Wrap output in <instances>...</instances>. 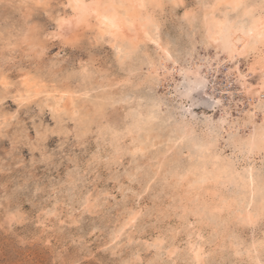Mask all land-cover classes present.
<instances>
[{"label":"rangeland","instance_id":"374dc122","mask_svg":"<svg viewBox=\"0 0 264 264\" xmlns=\"http://www.w3.org/2000/svg\"><path fill=\"white\" fill-rule=\"evenodd\" d=\"M215 1L162 0L142 12L167 61L155 41L129 50L94 19L67 45L49 37L70 8L0 0V79L9 85H0V264H264V222L243 215L264 203V141L248 148L264 114L252 115L258 102L241 92L234 67L253 86L261 75L250 68L254 53L228 61L207 38V13L237 25L243 16L212 9ZM247 5L253 17L264 11V0ZM194 64L207 79L198 91L180 71ZM25 77L42 93L23 100ZM210 158L240 176L253 166V196L226 177L202 181ZM225 201L231 208L217 213Z\"/></svg>","mask_w":264,"mask_h":264},{"label":"bare ground","instance_id":"6f19581e","mask_svg":"<svg viewBox=\"0 0 264 264\" xmlns=\"http://www.w3.org/2000/svg\"><path fill=\"white\" fill-rule=\"evenodd\" d=\"M69 3H72L73 0H68ZM149 0H145V2L147 3ZM85 3H90V2H94V0L92 1H88V0H84ZM104 3H112L115 2L118 5H124V7L122 8H117L115 9L116 13L119 15L120 17V23L123 25V31L119 34V38H113V36H109L112 37L113 42H119V43H128L129 45V50H134L136 49L141 43H146V42H152L155 41V43L157 44L156 49L159 51H162V55H163V60H169V54L167 51V48H163V46H161L156 40H154L151 36V29L154 26V21L152 20L151 17L149 16H144L142 15L141 10L138 7H135V5L138 4L139 0H103ZM229 2V0H216L215 3L212 5V9H216L218 8L219 4L221 3H227ZM244 2L247 4V0H244ZM216 6V7H213ZM252 8V13L255 12V6H250ZM264 7V6H263ZM264 10V8H262ZM262 13H264V11H260L258 13L257 16L254 17V19L250 22V25H255V27L257 29H259V27L261 26V20L264 19V17H262ZM73 15H75L73 13ZM207 17H208V22H207V32H208V36L207 38H209V32L215 34V38L217 40H220L221 43L220 44H216L215 42L211 41L209 39V41L213 44H216L217 47H221L220 49L223 50L226 54V59H228V61H232L238 57H234L232 54H230L226 49H225V42L227 41H231L233 43V48H236L237 46L235 45V41L237 39H241L245 42H249L251 40L250 37L246 36L243 34V30L238 31V25L237 23H235L233 20L229 19L227 16H223L224 18H217L213 15V13H207ZM70 19V18H69ZM95 20V18H91L89 20V24L87 26L90 25V21L91 20ZM237 20V19H236ZM125 21L127 23H130L132 25V27H127V24L125 23ZM77 21L73 20V24H76ZM82 26H86V25H82ZM100 31V34L105 35L104 33L101 32L100 28H98ZM157 32V31H156ZM102 37V36H101ZM215 47V46H214ZM146 49V48H145ZM254 53L255 55V59H254V63L253 65H251L252 68V72L256 73L259 72V74L261 75V82L257 85V86H253L252 84H250L247 80V76L244 75L243 73H241L240 68L235 65L234 69L237 70L238 74L237 76L239 77L240 81H241V85L243 88V91L246 95H248L250 97V99L253 101V103H257L254 107V109H252L251 113L252 115H256V112L261 110L262 113L264 114V100L262 99V97H264V74H262V70H264V63L261 62L260 60V46L259 44H257L255 50L247 49L245 50V52L243 54H241L239 57H242L243 55L247 54V53ZM223 53V52H222ZM221 54V53H220ZM149 57V56H146ZM161 58V59H162ZM172 59V58H171ZM239 59V58H238ZM149 60V58H148ZM147 60V61H148ZM152 60V59H151ZM154 60V59H153ZM194 61V60H193ZM221 61V59H220ZM158 62V61H157ZM166 62V61H165ZM174 62V61H173ZM150 63V62H149ZM162 63V62H160ZM167 64V62L165 63ZM175 64V63H174ZM163 65V63H162ZM168 65V64H167ZM193 65V64H192ZM223 65V64H222ZM218 66L220 67L221 64L218 63ZM217 66V68H218ZM149 68V67H148ZM125 69V68H124ZM159 69L158 65L153 63V61L150 64V71L152 74H154V76H157L158 79H161V75L159 74ZM168 69V68H167ZM163 70V69H162ZM174 70V69H173ZM212 70V69H211ZM219 70V69H218ZM168 71V70H167ZM170 71V70H169ZM180 71L182 72V74H184L185 76L194 78L193 82L195 84V86L193 87L194 90L198 91L200 88H202L203 86H205L207 79L206 77L204 78V76L202 75L201 71H200V67L199 66H192V67H188V68H180ZM230 71V70H229ZM164 72V71H163ZM218 72V71H216ZM166 74V72H164ZM162 73V74H164ZM180 73V72H179ZM231 73V72H230ZM151 74V75H152ZM169 74V73H167ZM170 75V74H169ZM172 75V73H171ZM183 75V76H184ZM163 76V75H162ZM168 76V75H167ZM166 78V77H165ZM35 79V78H34ZM38 79V78H37ZM155 79V78H154ZM239 81V82H240ZM37 83V82H35ZM33 82H31L30 80H25L23 82V86H24V99L23 100H29L31 98V95H39L42 93V90L39 89V87ZM192 83V82H191ZM229 83V82H228ZM232 83V82H231ZM41 86V85H40ZM42 87V86H41ZM147 87V86H146ZM43 88V87H42ZM201 90V89H200ZM222 92V91H221ZM21 93V92H20ZM59 95V94H58ZM87 96V95H86ZM184 96V95H183ZM61 97H63V95H61ZM20 98V97H19ZM21 100V99H20ZM62 100V99H61ZM75 100V99H74ZM112 102V101H111ZM68 103L69 105H71L73 103L71 96H69L68 98ZM201 105H205L207 104L206 101H202L200 103ZM196 105V104H195ZM198 105V104H197ZM74 106V105H73ZM168 106V105H167ZM256 111V112H255ZM101 112V111H100ZM246 112V111H245ZM249 112V111H248ZM72 113V110H71ZM75 114V113H74ZM145 115V114H144ZM226 115V114H225ZM94 116V115H93ZM101 116V115H100ZM153 114L150 116L151 118H153ZM252 120V119H251ZM254 120V119H253ZM227 122V121H226ZM188 123V122H186ZM228 123V122H227ZM190 124V123H188ZM229 124V123H228ZM254 124V122H253ZM100 125V124H99ZM182 126V124H180ZM257 126V125H256ZM224 127V126H223ZM239 127V126H238ZM184 128V127H183ZM186 128V127H185ZM184 128V129H185ZM254 128V127H253ZM252 128V129H253ZM261 129H259L260 131H257V128L255 127V129L253 130V135L251 136V141L249 142L250 146L249 151L251 149H253V147L256 144L257 140H263L264 141V127H260ZM225 129V128H224ZM223 129V130H224ZM226 130V129H225ZM231 131V130H229ZM150 132V131H149ZM251 132V131H250ZM133 133V132H132ZM174 138V137H173ZM131 140V139H130ZM138 141V140H137ZM141 142V141H140ZM236 142V141H235ZM148 143V142H147ZM139 144V143H138ZM137 144V145H138ZM176 144V143H175ZM183 144V143H182ZM181 144V145H182ZM195 144V143H194ZM140 145V144H139ZM104 146V145H103ZM136 146V145H135ZM173 146V145H172ZM171 146V147H172ZM235 146V145H234ZM208 147V146H207ZM207 147L205 148L207 151ZM245 147V146H244ZM135 149V148H134ZM137 149V148H136ZM139 149L142 150L141 147H139ZM145 149V148H144ZM171 150V149H170ZM259 150V149H258ZM135 151V150H133ZM247 151V150H246ZM248 151V152H249ZM163 153V152H162ZM135 154V153H134ZM162 155V154H161ZM250 155V154H249ZM162 157V156H161ZM200 159L205 161L206 159V155L204 154V152H202L199 155ZM190 158V157H189ZM247 159V158H246ZM210 160H214V170L205 172L202 181L206 182H217L219 180H222L224 177H226L227 179L231 180L230 183L232 182L233 184H235V186L237 187H242L245 188L246 190H249L250 194H254L255 190L257 189L256 186V182L254 180V169L253 166H249L247 171H246V175L245 176H240L239 173L237 172V170L235 171L233 168L228 169L229 167L226 166L224 163H220L219 161L215 160V158H210ZM209 160V161H210ZM193 161V160H192ZM210 164V163H209ZM253 164V162H252ZM212 165V164H211ZM207 169V168H205ZM210 170V169H209ZM179 182V181H178ZM180 183V182H179ZM210 184V183H209ZM179 185V184H178ZM213 185V184H212ZM204 186V185H202ZM215 186V185H213ZM212 186V187H213ZM195 187V186H194ZM206 189V188H205ZM194 190V189H193ZM207 190V189H206ZM213 190V189H212ZM197 191V190H196ZM208 191V190H207ZM246 192V191H245ZM261 192V191H260ZM194 193V192H193ZM213 193V192H212ZM236 193V192H235ZM240 195V192H238ZM197 194V193H196ZM247 194V193H246ZM249 194V193H248ZM208 195V194H207ZM241 196V195H240ZM253 196V195H252ZM198 198V197H197ZM246 201V200H245ZM263 202H264V198H263ZM224 204V203H223ZM243 204V203H242ZM216 205V204H215ZM231 204L228 205V208H231L230 206ZM235 205V204H234ZM203 206V205H202ZM233 207V206H232ZM242 207V206H241ZM216 208V207H215ZM214 208V209H215ZM240 209V208H239ZM231 210V209H230ZM236 210V209H235ZM243 212V215L248 219L249 218V211L248 208L245 207ZM207 213V212H206ZM211 213V212H210ZM214 212L212 211V214ZM220 213V212H217ZM236 213V212H235ZM186 214V213H185ZM216 214V213H215ZM202 215V214H201ZM210 215V214H209ZM219 215V214H218ZM242 215V214H240ZM253 219L255 218V215H252ZM238 217V216H237ZM244 217V218H245ZM240 219V218H239ZM244 221V220H243ZM134 222V221H133ZM202 236V235H201ZM260 244V243H259ZM195 247V246H194ZM197 247V246H196ZM253 247V246H252ZM255 247V245H254ZM256 248V247H255ZM259 248V247H258ZM193 255H194V259L195 261L199 262L202 260L203 258V247L202 245L200 247H198L197 249L195 248V250H193ZM199 257V258H198Z\"/></svg>","mask_w":264,"mask_h":264},{"label":"snow or ice","instance_id":"6c2138e0","mask_svg":"<svg viewBox=\"0 0 264 264\" xmlns=\"http://www.w3.org/2000/svg\"><path fill=\"white\" fill-rule=\"evenodd\" d=\"M178 6V5H177ZM221 8L227 9L229 12H236L237 14L243 13L241 17V22L238 25L237 30H243V34L250 37L249 42H245L241 39L235 41L236 48H233V43L231 41L225 42V49L232 54L234 57H239L247 49L255 50L257 44L260 46V60L264 63V19L261 20V26L259 29L255 25H250V21L254 19L252 16V8L247 5L244 0H229L227 3H221L217 5ZM36 7L41 10H52L54 11L57 7L61 8H70L72 13L71 18L66 17H57L55 18V24L58 26L57 32L53 34L52 37L58 40H62L65 44L74 46L78 41V35L73 34V30L79 28L81 25H88L91 18H95L97 21V26L100 28L101 32L113 36V38H119V34L123 31V25L120 23V17L116 13L115 9L122 8L124 5H118L115 2L104 3L103 0H94V2L85 3L84 0H73L69 4H54L51 0H37ZM138 7L141 12L151 11L154 9H162L165 7L162 0H152L151 3H146L145 0H139L138 4L135 5ZM216 7V6H213ZM189 13H185V18L187 19ZM264 17V13H262ZM73 20H76L77 23L73 24ZM127 27H132L130 23H127ZM67 29V34H65ZM158 30V29H157ZM209 39L216 44H220L221 41L215 38V34L209 32ZM118 51L120 49L118 48ZM219 51V49H217ZM123 55V53H121ZM264 74V70H262ZM25 80H28V77H25ZM0 85L8 87V82L6 80L0 79ZM199 159V158H197ZM216 212H227L229 211L228 204L225 201L222 207L215 209ZM255 220L264 222V203L261 204V207L258 213L255 216ZM248 223L253 224V216L251 206H249V218ZM199 258V257H198Z\"/></svg>","mask_w":264,"mask_h":264}]
</instances>
